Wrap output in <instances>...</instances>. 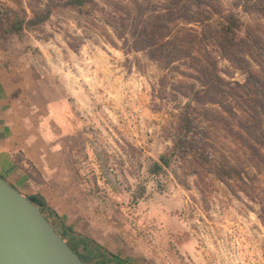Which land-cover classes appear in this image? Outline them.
I'll return each mask as SVG.
<instances>
[{"label": "rangeland", "instance_id": "rangeland-1", "mask_svg": "<svg viewBox=\"0 0 264 264\" xmlns=\"http://www.w3.org/2000/svg\"><path fill=\"white\" fill-rule=\"evenodd\" d=\"M5 93L79 122L77 208L61 199L51 223L86 264L84 243L130 264H264V0H0Z\"/></svg>", "mask_w": 264, "mask_h": 264}, {"label": "crops", "instance_id": "crops-1", "mask_svg": "<svg viewBox=\"0 0 264 264\" xmlns=\"http://www.w3.org/2000/svg\"><path fill=\"white\" fill-rule=\"evenodd\" d=\"M13 103L6 93L0 98V175L24 195L40 194L58 215L64 211L62 200L76 207L72 193L81 177L74 166L76 147L65 137L77 132L78 120L68 106L53 103L47 117L32 120Z\"/></svg>", "mask_w": 264, "mask_h": 264}, {"label": "water", "instance_id": "water-1", "mask_svg": "<svg viewBox=\"0 0 264 264\" xmlns=\"http://www.w3.org/2000/svg\"><path fill=\"white\" fill-rule=\"evenodd\" d=\"M0 264H85L40 208L1 175Z\"/></svg>", "mask_w": 264, "mask_h": 264}, {"label": "trees", "instance_id": "trees-1", "mask_svg": "<svg viewBox=\"0 0 264 264\" xmlns=\"http://www.w3.org/2000/svg\"><path fill=\"white\" fill-rule=\"evenodd\" d=\"M87 0H69V2L71 4H77V5H83ZM158 19V18H157ZM234 22H231L229 25L224 26L223 31H226L227 34H233V30H234ZM160 28H163L162 25H158ZM11 29H13L14 31H20L22 29V24L21 21H15L12 26ZM160 34L154 35V34H148L145 36V40L144 41L146 46H151L155 43V38L157 36H159ZM233 40H231L229 43L232 44ZM228 44V43H227ZM227 45H223V48H225ZM152 50L150 51V53L152 54ZM206 86V84H205ZM174 148L172 150H169L168 152H166L165 154H162L159 156L157 161H154L150 170L153 173H157L159 171H161L163 169V167H166L169 165L170 163V156L173 153ZM227 169L223 168V172H226ZM27 198L33 202L35 205H37L40 210L43 212V214L47 217V219L53 223V220L55 222H58V218L56 215V212L54 210H52L46 203V200L38 193H34V194H29L26 195ZM56 231L61 235V237H63V239H65L66 241V237H71L74 242L76 243H80L81 240L84 239H80L77 236L73 235V232L70 228L66 227L64 224H62L61 222H59V224L57 226H55ZM70 247L75 250L79 256L81 257V259L83 260V262L86 264V258L85 256H83L80 252H78L76 250V248L70 243L67 242ZM84 246L86 248V250L84 251V253L86 252V255L91 254V260H96L95 264H109L112 262H116V264H130L127 261L120 259L119 257H117L114 253L108 251L105 247H102L100 245L97 244V249H99L101 251V256L100 258H96L97 257V253H95L94 250H91L88 244L84 243ZM88 260H90L89 258H87Z\"/></svg>", "mask_w": 264, "mask_h": 264}]
</instances>
